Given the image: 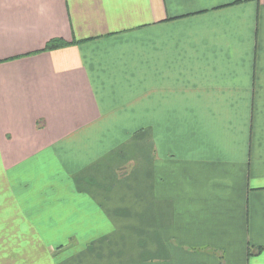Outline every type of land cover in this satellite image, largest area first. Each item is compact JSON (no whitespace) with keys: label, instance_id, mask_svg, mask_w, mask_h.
I'll return each mask as SVG.
<instances>
[{"label":"crops","instance_id":"1","mask_svg":"<svg viewBox=\"0 0 264 264\" xmlns=\"http://www.w3.org/2000/svg\"><path fill=\"white\" fill-rule=\"evenodd\" d=\"M147 220L151 264H264V0H0V262Z\"/></svg>","mask_w":264,"mask_h":264},{"label":"rangeland","instance_id":"2","mask_svg":"<svg viewBox=\"0 0 264 264\" xmlns=\"http://www.w3.org/2000/svg\"><path fill=\"white\" fill-rule=\"evenodd\" d=\"M133 233V231H130ZM130 232H125L129 234ZM141 234H142V245L138 248V255H139V262H130L128 264H151L150 259V225L149 220L144 221L141 227ZM114 239V233H111V239L106 240L107 246L109 245L108 242L112 243ZM5 249V248H4ZM2 251V254L6 252V250ZM44 249V248H43ZM79 248L74 247H67L65 250L63 248H45L46 253H35L29 252L27 255H17L15 258L17 259L15 262H11V264H78L80 256H78L81 251L77 250ZM91 249V248H90ZM109 249V247L107 248ZM106 250V246L98 248H92L91 255H94L93 258L95 259H109L110 255L104 251ZM79 251V252H77ZM134 251H132V255ZM100 255V257H96ZM3 255H0V260L2 259ZM5 259L6 253L4 255ZM3 260V259H2ZM0 264H6L5 262H0ZM80 264H85L84 262ZM108 264V263H107Z\"/></svg>","mask_w":264,"mask_h":264},{"label":"trees","instance_id":"3","mask_svg":"<svg viewBox=\"0 0 264 264\" xmlns=\"http://www.w3.org/2000/svg\"><path fill=\"white\" fill-rule=\"evenodd\" d=\"M64 45H67L65 41L61 39H52L46 44L44 50H50Z\"/></svg>","mask_w":264,"mask_h":264}]
</instances>
